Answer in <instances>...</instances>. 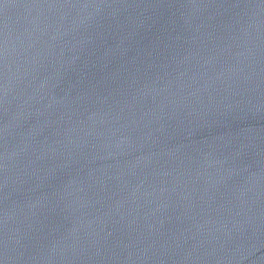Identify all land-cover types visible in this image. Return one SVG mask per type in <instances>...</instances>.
<instances>
[{
	"label": "water",
	"instance_id": "1",
	"mask_svg": "<svg viewBox=\"0 0 264 264\" xmlns=\"http://www.w3.org/2000/svg\"><path fill=\"white\" fill-rule=\"evenodd\" d=\"M0 264H264V0H0Z\"/></svg>",
	"mask_w": 264,
	"mask_h": 264
}]
</instances>
